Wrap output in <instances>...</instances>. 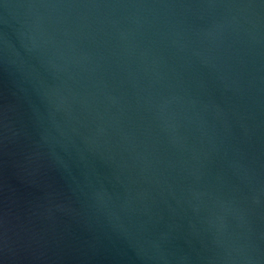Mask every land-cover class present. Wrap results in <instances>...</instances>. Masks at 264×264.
I'll list each match as a JSON object with an SVG mask.
<instances>
[{"label":"water","instance_id":"1","mask_svg":"<svg viewBox=\"0 0 264 264\" xmlns=\"http://www.w3.org/2000/svg\"><path fill=\"white\" fill-rule=\"evenodd\" d=\"M0 264H264V0H0Z\"/></svg>","mask_w":264,"mask_h":264}]
</instances>
